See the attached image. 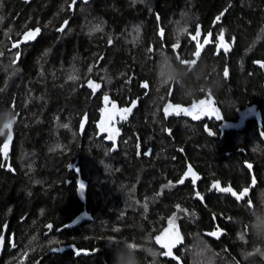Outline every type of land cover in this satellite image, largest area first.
Wrapping results in <instances>:
<instances>
[{"label": "trees", "instance_id": "1", "mask_svg": "<svg viewBox=\"0 0 264 264\" xmlns=\"http://www.w3.org/2000/svg\"><path fill=\"white\" fill-rule=\"evenodd\" d=\"M0 18V111L17 116L0 134V264H152L145 242L160 264H196L197 242L216 264H264L249 234L264 212V0H0ZM221 34L227 51L180 64ZM163 53L184 69L171 97ZM209 89L223 118L254 106L262 126L191 119L185 95ZM130 100L117 140L101 135ZM170 220L180 240L165 255Z\"/></svg>", "mask_w": 264, "mask_h": 264}, {"label": "flooded vegetation", "instance_id": "2", "mask_svg": "<svg viewBox=\"0 0 264 264\" xmlns=\"http://www.w3.org/2000/svg\"><path fill=\"white\" fill-rule=\"evenodd\" d=\"M220 35H218V37H215L214 41H211V40H204V39H200V38H196V43H197V46L195 47V51H194V55L195 53L197 52V50L199 49H202V46L203 47H210V48H213V50L216 48L217 50H222V49H225V47H222L221 46V40H220ZM223 44L227 46V50L229 49V43L228 41L226 40V38H223ZM226 50V49H225ZM226 50V51H227ZM201 51V50H200ZM180 57V56H179ZM180 59V58H178ZM192 61V59H191ZM191 61H185V60H182V62L180 63L181 65H187L189 64ZM191 64V63H190ZM263 65V64H262ZM261 68H264V66H259ZM171 87H168V92H170L169 94V97H171V94H172V91H171ZM209 92H204V93H201V94H196L194 95V92L189 94L187 93L185 96H189V98L187 99V101H189L185 107H184V112L191 118L193 119L194 121H197L199 120L200 122H204V121H207V122H210L213 126H206L208 127V129H210L211 127V130H215L217 128H220V129H237V128H243L245 126V124H256L257 123V120H258V124L260 126H262V119H261V116L260 114L258 113V110L256 109V107H252V106H249V105H246L245 107H242L241 109L240 108H237L236 109V117L235 118H223V115L221 114V110L220 108L217 106V104L215 103V94L214 92L209 89L208 90ZM129 99V98H128ZM201 101L204 102V105L203 106H208L209 108H211L212 110L214 109V111L212 112H203V111H200V109L202 108V105H201ZM134 103L133 100H130L129 102H127L126 106H120L117 102L115 103V109H113V122H112V125H111V129H108V130H104V124L101 123V126H100V134L101 135H106L107 138H110L111 139H114V140H117V136L120 135V131H121V127L126 123V122H121L122 119L124 118L121 114V110L123 109H126V108H130L131 105ZM196 106V108L194 109L193 106ZM170 108V107H169ZM189 109L191 111H189ZM176 110V108H175ZM216 113L219 114V118L217 117ZM197 114H199V118H194ZM8 135L9 133H6L5 136L8 138ZM4 136V137H5ZM4 146V145H3ZM8 155V153H6ZM4 151L1 152V158H2V161H5V155ZM8 230V229H7ZM7 232V231H6ZM10 232V230H9ZM4 245H5V239H4V242H3V248H4Z\"/></svg>", "mask_w": 264, "mask_h": 264}, {"label": "clouds", "instance_id": "3", "mask_svg": "<svg viewBox=\"0 0 264 264\" xmlns=\"http://www.w3.org/2000/svg\"><path fill=\"white\" fill-rule=\"evenodd\" d=\"M159 63L162 70L159 72L158 82L162 88L168 87L172 83L181 82L184 69L178 66L171 56L167 53L161 54ZM15 119L16 118L11 110L5 109L0 111V126H2V128H5L4 126L9 123L14 125ZM260 208L264 210V203L260 204ZM251 210L255 212L256 206L252 207ZM256 221H264V212L260 215L254 216L253 222L249 224V234L255 238L257 243L264 244V224L258 225ZM34 240L35 238L28 242L29 246L34 243ZM120 242L121 240H114L109 243L118 244ZM130 244L131 242L125 240V247H129ZM145 245L151 250L150 256L145 253V259L150 257L152 264H160L159 252L151 247L150 242H145ZM135 251L137 250L129 248V252L134 253ZM139 251H142V249ZM257 252L264 257V250L258 249ZM194 253L196 264H216L215 253L206 243L197 242L194 248ZM115 264H131L130 258L123 252L117 253Z\"/></svg>", "mask_w": 264, "mask_h": 264}, {"label": "snow or ice", "instance_id": "4", "mask_svg": "<svg viewBox=\"0 0 264 264\" xmlns=\"http://www.w3.org/2000/svg\"><path fill=\"white\" fill-rule=\"evenodd\" d=\"M73 3H75V0H73ZM0 19H2V18H0ZM217 19H219V17H218ZM61 30H63V29H61ZM96 30H99V28H97ZM39 32H40V29L37 28L34 32H29V33H27L25 39H28V40L34 39L35 36H36ZM220 40H221V46H222V47H225V49L227 50V46L223 44V35H222V34H221ZM195 55H196V57H199V56H200V51H199V49L197 50V52L195 53ZM190 63H191V64H195L196 61H195V60H192ZM262 66H264V65H262ZM224 75H225V76L228 75L227 70H225ZM75 78H76V77H70V79H75ZM145 86H147V85H145ZM89 87H92V88L95 89V88H98L99 85H98V84L94 85L91 81H89ZM107 99H108V98L105 97V100H107ZM200 103H201L202 106L204 105V102H203V101H201ZM133 106H134V105H133ZM112 107H113V109H115V107H116L115 104H113ZM169 107H171V106H169ZM178 107H179V106H177V108H178ZM193 108L195 109L196 106L194 105ZM131 111H132L131 108H126V109L121 110V114H122L123 117H126ZM189 111H191V110H189ZM200 111H203V107L200 109ZM213 111L215 112L214 109H213ZM165 112H166V114H168V109H165ZM216 115H217V117L219 118V114L216 113ZM194 118H199V114H197ZM4 127H5L6 129L9 130L8 140H11L12 137H11V134H10V130H11L12 125L9 123V124H6ZM65 127H67V125H65ZM210 134H211V133H210ZM110 138H111V137H110ZM5 147H7V145H5ZM193 182H195V181H193ZM181 183H183V181H181ZM84 187H85V186H84V184L82 183V184L80 185L81 190H83ZM215 187H217L218 190H219V191H222V192H231V191H232L230 188H219V185H215ZM245 191H247V190H245ZM232 194H233L234 196H237V194H236L235 192H233ZM197 195H199V193H197ZM242 196H243V193H241L240 195H238V196H237V199H240ZM145 207H146V206H145ZM177 207H179V206H177ZM169 223L171 224V223H173V221L170 220ZM49 227H51V226H49ZM212 235H216V233H212ZM157 242H161V238H160V237H157ZM164 247H166V248L169 249V251H168L167 253H165V255H170V254H171V245H170L169 243H165V244H164Z\"/></svg>", "mask_w": 264, "mask_h": 264}, {"label": "rangeland", "instance_id": "5", "mask_svg": "<svg viewBox=\"0 0 264 264\" xmlns=\"http://www.w3.org/2000/svg\"><path fill=\"white\" fill-rule=\"evenodd\" d=\"M104 120H105L106 125L110 127L111 118L105 116ZM159 237L161 238V242H159L161 245L164 246L165 243H169L171 245V247H173L174 245H176L179 242L180 233L174 228V225L171 224L163 232H161Z\"/></svg>", "mask_w": 264, "mask_h": 264}, {"label": "bare ground", "instance_id": "6", "mask_svg": "<svg viewBox=\"0 0 264 264\" xmlns=\"http://www.w3.org/2000/svg\"><path fill=\"white\" fill-rule=\"evenodd\" d=\"M213 33H214V32H213ZM194 60L197 61V60H198V57H196ZM205 109H206V107H203V111H204V112H206ZM16 117H17V116H15V118H16ZM15 120H16V119H15ZM5 130H6V128H2V127H1V129H0V134L4 133ZM207 130H208V129H207ZM209 130H210V129H209ZM215 136H216V134H215ZM6 230H7V223H5V224L3 225V231H2V233H5ZM2 233H1V235H2ZM1 235H0V238H1ZM3 241H4V239H2L1 242H0V251H1L2 246H3Z\"/></svg>", "mask_w": 264, "mask_h": 264}, {"label": "water", "instance_id": "7", "mask_svg": "<svg viewBox=\"0 0 264 264\" xmlns=\"http://www.w3.org/2000/svg\"><path fill=\"white\" fill-rule=\"evenodd\" d=\"M27 1H29V0H27ZM4 235H5V233H2L1 238H0V242L2 239H4Z\"/></svg>", "mask_w": 264, "mask_h": 264}]
</instances>
